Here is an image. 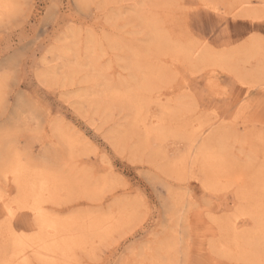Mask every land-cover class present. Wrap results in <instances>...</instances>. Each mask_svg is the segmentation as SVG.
<instances>
[{"label": "rangeland", "instance_id": "rangeland-1", "mask_svg": "<svg viewBox=\"0 0 264 264\" xmlns=\"http://www.w3.org/2000/svg\"><path fill=\"white\" fill-rule=\"evenodd\" d=\"M0 264H264V0H0Z\"/></svg>", "mask_w": 264, "mask_h": 264}, {"label": "bare ground", "instance_id": "bare-ground-1", "mask_svg": "<svg viewBox=\"0 0 264 264\" xmlns=\"http://www.w3.org/2000/svg\"><path fill=\"white\" fill-rule=\"evenodd\" d=\"M20 52H21V51H20ZM19 55H20V54H19ZM19 55H18V56H19ZM16 58H17V56H16ZM16 58H15V59H16ZM11 59H12V57H11ZM11 59H10V60H11ZM15 59H14V60H15ZM16 60H17V59H16ZM11 61H12V60H11ZM179 65H180V64H179ZM21 105H23V104L21 103ZM42 184H43V183H42ZM42 184H41V185H42ZM22 185H24V184H22ZM28 187H30V186H28ZM28 187H27V188H28ZM41 187H42V186H41ZM35 200H37V199L35 198L34 201H35ZM17 203H18V202H17ZM7 208H8V207H7ZM33 208H34V206H33ZM35 208H36V207H35ZM36 210H37V209H36ZM38 218H39V217H38ZM43 218H44V217H43ZM59 223H60V222H59ZM43 226H44V225H43ZM45 229H46V228H45ZM40 231L42 232L41 229H40ZM54 232H55V231H54ZM59 233H61V232H59ZM38 235H39V234H38ZM38 235H37V236H38ZM41 235H42V234H41ZM43 235H44V233H43ZM39 236H40V235H39ZM39 236H38V238L41 237V236H40V237H39ZM47 236H48V235H47ZM48 237H49V236H48ZM54 237H55V236H54ZM59 237H60V235H59ZM12 238H13V237H12ZM16 239H18V238L16 237ZM34 239H35V238H34ZM11 240H12V239H11ZM36 240H37V238H36ZM53 242H54V241H53ZM53 242H52V243H53ZM10 243H12V242H10ZM52 243H50V244H52ZM60 243H62V242H60ZM62 244L64 245V243H62ZM56 245H57V244H56ZM58 245H59V244H58ZM19 246H20V245H19ZM54 247H55V246H54ZM57 247H59V246H57ZM59 248H61V247H59ZM60 250H61V249H60ZM61 251H63V250H61ZM17 253H18V252H17ZM60 253H62V252H60ZM43 254H44V253H43ZM68 255H69V254H68ZM58 257H59V256H58ZM26 262H27V261H26ZM6 263H7V262H6Z\"/></svg>", "mask_w": 264, "mask_h": 264}]
</instances>
